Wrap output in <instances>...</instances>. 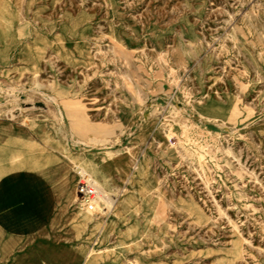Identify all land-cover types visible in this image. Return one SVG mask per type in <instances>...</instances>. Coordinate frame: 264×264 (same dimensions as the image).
I'll list each match as a JSON object with an SVG mask.
<instances>
[{
  "label": "rangeland",
  "instance_id": "1",
  "mask_svg": "<svg viewBox=\"0 0 264 264\" xmlns=\"http://www.w3.org/2000/svg\"><path fill=\"white\" fill-rule=\"evenodd\" d=\"M7 6L0 121L43 149L31 159L82 156L76 183L88 158L124 145L149 154L144 195L106 241L99 226L112 211L78 207L95 231L81 247L108 245L121 264H264V0ZM126 184L107 194L119 198Z\"/></svg>",
  "mask_w": 264,
  "mask_h": 264
},
{
  "label": "bare ground",
  "instance_id": "2",
  "mask_svg": "<svg viewBox=\"0 0 264 264\" xmlns=\"http://www.w3.org/2000/svg\"><path fill=\"white\" fill-rule=\"evenodd\" d=\"M9 1L22 0H0V10H7ZM122 122L128 124L129 119L123 116ZM36 133L47 141L43 137L45 134L42 128H37ZM37 151L43 152V149L25 130L0 121V183L4 184L8 181L17 167L22 168L27 165L34 172L36 179L31 188L21 190L16 201L20 203L17 211L10 208V201L4 205L6 210L2 213L4 217L0 221V227L19 231L23 235L22 239L6 241L2 252L0 251V264H105L111 261H114L112 264H121L123 253L112 251L108 245L96 247L95 243L85 251L84 247L55 241V236L51 233L70 223L79 236L90 239L95 234V231L88 229L91 217L81 214L78 207L90 215H96L95 213L106 209V212H112L99 226L101 234L98 244L106 241L109 229L130 208V203H134L133 200H139L144 195L137 185V180H142L145 176L149 154L145 153L141 156L136 149L124 145L108 151L100 162L95 161L94 158H88V162L83 161L90 169L85 168V171L89 173L103 195L107 194L105 187L109 183L120 180L127 183L122 188L119 198L106 195L97 211L90 212L79 203L72 172L73 164L83 159L82 156L62 149L58 154L63 156V159L57 156V161L52 165H46L40 163L42 158L31 159L32 154ZM42 156L45 157L44 154ZM46 184L53 186L55 201H48ZM58 207L60 210L56 212ZM67 210L70 211L68 215L65 214Z\"/></svg>",
  "mask_w": 264,
  "mask_h": 264
},
{
  "label": "crops",
  "instance_id": "3",
  "mask_svg": "<svg viewBox=\"0 0 264 264\" xmlns=\"http://www.w3.org/2000/svg\"><path fill=\"white\" fill-rule=\"evenodd\" d=\"M36 182L34 172L31 170L30 166L17 167L15 172L12 173L11 178L4 184L0 183V221L3 219L4 205L6 202L10 201V208L17 211L20 203L18 201V196L22 189L31 188ZM45 192L49 202L55 201L56 197L54 195V188L50 184H46ZM59 207L56 212H59ZM70 212L67 210L65 212L68 215ZM1 223V222H0ZM50 234V233H49ZM55 236V241L72 243L79 247L82 246V237L76 232L71 226H62L53 230L51 233ZM22 233L10 228L0 227V251L2 252L3 247H5L6 241L9 240H19L22 239ZM13 251V250H12Z\"/></svg>",
  "mask_w": 264,
  "mask_h": 264
},
{
  "label": "built area",
  "instance_id": "4",
  "mask_svg": "<svg viewBox=\"0 0 264 264\" xmlns=\"http://www.w3.org/2000/svg\"><path fill=\"white\" fill-rule=\"evenodd\" d=\"M76 192L79 203H82L87 211H97L98 207L103 203V195L98 186L93 182L89 173L83 168L77 169Z\"/></svg>",
  "mask_w": 264,
  "mask_h": 264
}]
</instances>
